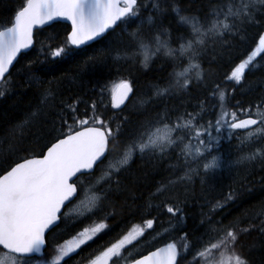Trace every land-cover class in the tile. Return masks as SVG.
Returning <instances> with one entry per match:
<instances>
[{"label": "snow or ice", "instance_id": "6c2138e0", "mask_svg": "<svg viewBox=\"0 0 264 264\" xmlns=\"http://www.w3.org/2000/svg\"><path fill=\"white\" fill-rule=\"evenodd\" d=\"M258 5H264V0H218L203 18L180 16L185 26H191L187 35L180 34L177 37L179 51L189 53L188 67L175 73L176 84L181 89L194 86L189 76L192 69H197L195 86L199 87L201 65L192 61L202 59L210 43L215 55L216 46L221 50L231 49L237 42H242L249 22L257 23V13L262 16L259 23L264 24V10ZM148 7L154 9L149 16L153 33L170 35L162 15L156 14L160 12L159 0H152L150 5L146 0H21L10 16L0 18V89L10 86V69L24 50L33 47L36 30L51 27L53 22L60 20L70 22V31L63 45L55 48L49 46L54 59L70 56L73 49L109 37L112 38L111 43L106 45L109 51L122 45H138L143 50L144 68L149 67L152 56L161 50L171 56L174 49L168 46L167 40H161L160 35L154 36L155 48L150 55L149 36L145 34L141 17L142 11ZM173 10L178 15L181 11L178 8ZM137 19L140 23L135 30L125 32L121 28V25L131 28ZM117 29H121L119 34ZM258 58L264 59V33L259 34L258 43L250 54L231 68L226 80L239 85L246 72L257 66L254 61ZM31 64L27 65L29 72ZM32 79L44 83L39 76H33ZM103 92L104 89H101V97ZM164 92H168V89L163 92L158 89L157 97H161ZM4 95L5 90H0V97ZM136 95L134 81L122 79L114 83L111 88V108L123 112L122 106L127 107L126 101ZM53 96V90L44 89L37 110L30 112L10 130L12 139L6 166L0 167V264H68V260L82 246L109 228L107 216L95 221L92 218L102 210L103 201L122 187L120 176L129 170L137 154L141 158L163 157L179 141L183 145L181 151L186 153L187 171L181 178L182 182L199 177L201 183H206L214 178L215 170L222 167L230 169L245 160L250 163L259 161L264 167V136L257 137V133H264V98L259 105H249L247 109L242 108L237 101L233 105L236 110L229 112L225 107L226 94L220 91L217 118L214 122L209 120L207 124L199 123L198 126L194 122L198 121L199 114H188L184 123L180 122L182 117H177V122L173 124L166 111L163 115L156 113L153 118L135 124L129 116H125L113 126L114 122L104 118V114L98 111L97 101H92L81 116L79 106L84 101L79 97L70 102L61 100L55 106L58 110L51 113V118H47V110L53 107L50 104ZM152 100L153 97H148L141 103L147 105ZM253 107L256 108L254 113ZM89 111L91 115H88ZM40 116L45 119L35 135L44 143L37 153L35 147H26L23 142L26 134H33L32 129ZM129 125H133V130L126 132ZM238 130H248L245 139L251 142L247 146L249 154L225 161L215 150L220 148L222 140L230 142ZM3 143L4 140L0 139V144ZM117 143L124 146V151L118 157L113 155V146ZM3 156V151H0V157ZM209 156L211 161L203 164L204 171L201 172L200 163ZM192 164H196V167H192ZM167 190V186L159 187L154 195H163ZM82 193L91 194L81 198ZM234 198L235 192H232L225 200ZM76 201L79 203L76 204ZM150 207L149 216L152 212H159L170 217L169 224L179 233L180 243H166L138 256L127 250L128 245L145 236L146 229H154L158 216H153L144 219L143 226L133 227L90 259L89 264H119L120 261L124 264H185L189 254L192 259L188 264H248L234 251L238 240L236 231L222 230L223 236L216 232L218 239L211 242V239L206 240L205 235L197 236L195 230L188 229L187 216L178 203L164 201ZM69 221L74 225L83 221L90 223L70 238L57 243L49 253L48 235L60 224Z\"/></svg>", "mask_w": 264, "mask_h": 264}, {"label": "trees", "instance_id": "16d2710c", "mask_svg": "<svg viewBox=\"0 0 264 264\" xmlns=\"http://www.w3.org/2000/svg\"><path fill=\"white\" fill-rule=\"evenodd\" d=\"M217 2L218 0H159L160 12L156 14L162 15L170 35L153 33L149 26V16L154 9H144L141 17L145 34L149 36V46L154 49V36L160 35L161 40H167L168 46L174 49L171 56L166 55L164 50L153 55L148 68L143 66L138 45H122L109 51L106 45L111 43V37L91 42L80 49H73L70 56L54 59L50 55L49 46L55 48L63 45L70 25L56 21L51 27L36 30L33 47L21 53L10 70V86L0 89L5 90V95L0 97V139L4 140V143L0 144V151L4 153V156L0 157V167L6 166L9 142L12 139L10 130L30 112L37 110V103L44 89L50 88L54 91V96L50 98L53 107L47 110V118H51V113L58 110L55 106H58L61 100L70 102L79 97L84 101L79 106L81 116L92 101H97L98 111L104 114V118L113 121V126L125 116H129L135 124L153 118L156 113L163 115L165 111L173 124L177 122V117H182L180 122L184 123L188 114H199L198 121L194 122L197 126L199 123L207 124L209 120L214 122L218 116L220 91L226 94L225 107L229 112L236 110L233 105L237 101L244 109L249 105H259L264 98V59L258 58L254 61L257 66L246 72L239 85L226 80V76L236 63L250 54L258 43L259 34L264 33V24L259 23L261 13H257V23L249 22L243 41L237 42L231 49L221 50L216 46L214 55L213 45L209 44L203 58L197 60L202 70L199 87L195 86V78L194 86L189 89H181L175 83V73L188 67V57L177 51L180 48L177 37L180 34L187 35L191 27L185 26L180 21V16L203 18ZM20 3L21 0H0V18L10 16ZM146 3L150 5L152 0H146ZM258 7L264 10V5ZM174 8L181 10L179 15ZM139 23L140 20L137 19L131 28L125 25H121V28L125 32L133 31ZM116 31L119 34L121 29ZM133 52L136 53L135 56L132 55ZM117 56L120 57L119 60L116 59ZM30 62L31 72L27 68ZM33 76H39L44 83H37L32 79ZM122 79L134 81L137 93L127 101V107H122L123 112L111 108V88ZM101 89H104L103 97L100 95ZM158 89L161 92L168 89V92L157 97ZM148 97H153L152 102L142 104ZM252 111L254 113L256 108L253 107ZM91 114L89 111L88 115ZM44 119L43 116L37 118L32 129L33 134H26L23 142L26 147H35L37 153L44 141L38 139L35 133ZM130 130H133V125H129L126 132ZM247 131L238 130L230 142L222 140L220 148L215 150L216 154L221 155L225 161L248 155L247 146L251 142L245 139ZM260 136H264V133H257V137ZM182 148L183 145L177 141V146L169 149L166 156L141 158L137 154L133 158L129 170L120 176L122 187L103 201L102 210L92 218L95 221L99 217L107 216L106 223L109 228L82 246L68 260V264H89L90 259L99 255L133 227L143 226V220L153 216H158L154 229H146L145 236L128 245L127 250L138 256L161 244L180 243L179 233L172 229L167 214L152 212L151 216L148 215L150 206H158L164 201L178 203L187 216L188 229L195 230L197 236L205 235L206 240L216 242V232L223 236L222 230L236 231L238 240L234 251L248 261V264H264V167L259 161L250 163L245 160L230 169L222 167L215 170L214 178L206 183H201L199 177H193L190 182H182L181 178L187 171L186 153L181 151ZM113 149V155L118 157L124 151V146L117 143ZM210 161L211 156L203 160L199 170L203 172V164ZM192 167H196V164H192ZM162 186H167L168 190L163 195H154ZM232 192H235V198L226 201L225 197ZM90 194L82 193L81 198ZM88 223L90 222L83 221L74 225L69 221L60 224V227L48 235V252L51 253L52 247L70 238ZM246 228L249 230L242 231ZM191 259L189 254L185 264Z\"/></svg>", "mask_w": 264, "mask_h": 264}, {"label": "clouds", "instance_id": "9594fccd", "mask_svg": "<svg viewBox=\"0 0 264 264\" xmlns=\"http://www.w3.org/2000/svg\"><path fill=\"white\" fill-rule=\"evenodd\" d=\"M149 50H150V55H151V51L153 50V48L152 47H150L149 46ZM178 52H179V54H181V55H188L189 53H181L180 51H179V49L177 50ZM141 56H142V63H143V61H144V55H143V50H141L140 49V53H139ZM192 63H198L196 60H194V61H192ZM196 71H197V69H192L191 71H190V73H189V76L193 79V78H196V76H195V74H196ZM175 83H176V80H175ZM178 87H180V85L179 84H176ZM181 88V87H180ZM241 260H244V258H242L241 257Z\"/></svg>", "mask_w": 264, "mask_h": 264}, {"label": "water", "instance_id": "95a60500", "mask_svg": "<svg viewBox=\"0 0 264 264\" xmlns=\"http://www.w3.org/2000/svg\"><path fill=\"white\" fill-rule=\"evenodd\" d=\"M60 21H63V22H66V23H68L69 25H70V22H68V21H64V20H60ZM89 43H91V42H89ZM31 49V48H30ZM30 49H26V50H24L23 52H26V51H28V50H30ZM22 52V53H23ZM19 57V56H18ZM15 63V62H14ZM11 70V69H10ZM126 103H127V101H126ZM123 107V106H122ZM242 118H246V117H242ZM166 244V243H165ZM165 244H162V245H160V246H157V247H162V246H164ZM157 247H155V248H153V249H151V250H149V251H153V250H155ZM143 254H147V252L146 253H143Z\"/></svg>", "mask_w": 264, "mask_h": 264}, {"label": "rangeland", "instance_id": "374dc122", "mask_svg": "<svg viewBox=\"0 0 264 264\" xmlns=\"http://www.w3.org/2000/svg\"><path fill=\"white\" fill-rule=\"evenodd\" d=\"M78 203H79V201L76 204H78ZM33 264H35V262H33Z\"/></svg>", "mask_w": 264, "mask_h": 264}]
</instances>
